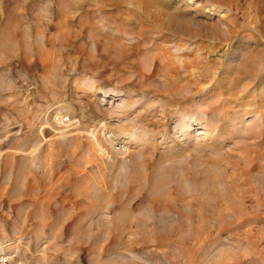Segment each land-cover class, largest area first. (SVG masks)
Instances as JSON below:
<instances>
[{"label":"rangeland","instance_id":"374dc122","mask_svg":"<svg viewBox=\"0 0 264 264\" xmlns=\"http://www.w3.org/2000/svg\"><path fill=\"white\" fill-rule=\"evenodd\" d=\"M0 255L264 264V0H0Z\"/></svg>","mask_w":264,"mask_h":264},{"label":"built area","instance_id":"2783aa9c","mask_svg":"<svg viewBox=\"0 0 264 264\" xmlns=\"http://www.w3.org/2000/svg\"><path fill=\"white\" fill-rule=\"evenodd\" d=\"M0 264H19V262L11 255H0Z\"/></svg>","mask_w":264,"mask_h":264}]
</instances>
